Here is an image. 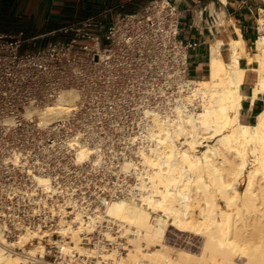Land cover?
<instances>
[{"label":"built area","instance_id":"obj_1","mask_svg":"<svg viewBox=\"0 0 264 264\" xmlns=\"http://www.w3.org/2000/svg\"><path fill=\"white\" fill-rule=\"evenodd\" d=\"M110 14L69 25L62 32L70 39L46 46L0 33V222L11 240L26 230L41 234L37 258L47 264H100L72 247L63 223L133 197L136 180L122 164L139 161L151 112L172 111L190 90L196 44L181 37L178 6L152 0L143 13ZM65 96L73 100L69 111H49ZM80 145L93 148L84 161ZM39 176L50 179V189ZM100 230L82 234L81 245L127 253L118 230L115 240Z\"/></svg>","mask_w":264,"mask_h":264},{"label":"bare ground","instance_id":"obj_2","mask_svg":"<svg viewBox=\"0 0 264 264\" xmlns=\"http://www.w3.org/2000/svg\"><path fill=\"white\" fill-rule=\"evenodd\" d=\"M236 44L231 63L214 50L211 77L188 81V94L176 99L172 111L151 112L139 161L126 160L121 168L137 179L133 197L111 202L88 220L78 212L73 222L63 223L61 232L74 249L97 256L100 264H264V111L254 124L240 120L246 70ZM257 48L249 57L259 63L255 97L264 90V33ZM72 106L65 96L49 111L62 114ZM92 153V147L80 145L78 160ZM37 179L44 189L51 188L49 178ZM173 225L202 237L199 254L186 249L172 253L165 238ZM99 228L111 240L118 230L129 243L127 253L114 248L99 254L82 246V234ZM41 238L26 230L12 241L0 222V264H47L37 258L44 253Z\"/></svg>","mask_w":264,"mask_h":264},{"label":"crops","instance_id":"obj_3","mask_svg":"<svg viewBox=\"0 0 264 264\" xmlns=\"http://www.w3.org/2000/svg\"><path fill=\"white\" fill-rule=\"evenodd\" d=\"M150 1L0 0V33L22 34L46 46L52 41L70 39L72 34L62 32L69 25L104 12H110L112 17L143 13ZM169 1L181 12V37L196 44L190 51L191 80L211 77L214 50L219 49L222 59L231 63L233 43H237L236 48L242 53L240 64L246 70L240 88L245 96L240 120L254 124L264 111V90L255 97L260 80L259 63L250 62L249 57L258 52L257 42L264 33V0ZM26 49H32L31 45Z\"/></svg>","mask_w":264,"mask_h":264},{"label":"rangeland","instance_id":"obj_4","mask_svg":"<svg viewBox=\"0 0 264 264\" xmlns=\"http://www.w3.org/2000/svg\"><path fill=\"white\" fill-rule=\"evenodd\" d=\"M199 150L203 151L204 147H200ZM249 168H250V166H249ZM135 180L137 182L136 177H135ZM245 187H246V182L242 181L241 185H240L241 190H244ZM12 241H15V239H12ZM128 244L129 243H127V245ZM165 244H167L171 247L173 254H176L179 250H185V249H186V251H189L191 253H194V254L198 253L199 254L201 252V249H202L201 247L203 245V239L200 235L195 234V233H190V231L189 232L188 231L187 232L186 231H180V230H178V228L176 226L173 225L172 228H169V230L166 234ZM161 247L162 246H159V248H161ZM18 251L20 252L19 249H18Z\"/></svg>","mask_w":264,"mask_h":264}]
</instances>
